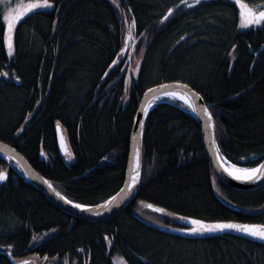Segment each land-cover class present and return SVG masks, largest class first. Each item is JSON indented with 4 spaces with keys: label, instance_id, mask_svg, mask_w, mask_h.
I'll return each instance as SVG.
<instances>
[{
    "label": "trees",
    "instance_id": "obj_1",
    "mask_svg": "<svg viewBox=\"0 0 264 264\" xmlns=\"http://www.w3.org/2000/svg\"><path fill=\"white\" fill-rule=\"evenodd\" d=\"M241 3L264 6V0H53L18 21L11 56L0 5V140L69 200L95 205L123 184L143 93L184 81L209 107L225 161L255 167L264 157V22L240 28ZM215 180L196 118L180 101L160 102L145 122L140 186L120 213L98 221L70 216L11 170L0 186V248L53 264H113L115 253L128 264H264V243L246 233L172 231L185 225L183 217L264 221V213L222 205ZM216 184L232 204L264 207V184L253 190ZM0 264L11 263L0 254Z\"/></svg>",
    "mask_w": 264,
    "mask_h": 264
},
{
    "label": "water",
    "instance_id": "obj_2",
    "mask_svg": "<svg viewBox=\"0 0 264 264\" xmlns=\"http://www.w3.org/2000/svg\"><path fill=\"white\" fill-rule=\"evenodd\" d=\"M176 82L177 81H168V82L159 83L157 85L148 88L143 93L133 120V126L131 130L129 149H128L126 172H125V178L123 184L121 188L114 195L107 198L106 200L95 205H88L90 207L83 209L77 207L79 203H75L73 201L72 203H69L68 201L71 200H69L68 198L67 200H65L64 199L65 196L55 187L52 181L47 177H45L44 175H42L39 171H37L31 165V163L26 159V157L15 146L2 140H0V159L7 164V168L3 169V171L7 172V177L4 180H0V186L6 183V181L9 178L10 171L12 170L21 179L29 182L35 188L40 190L43 193V195L47 198V200L50 201L54 206L66 212L70 216L81 218L84 220H89V221H98L114 216L120 213L125 208L128 200L136 193V191L140 186V181L142 176V166H143L144 129H145L146 118L149 112L155 107L157 103L172 102L173 100L180 101L185 106H187L188 111L198 121L201 129V136L206 151V155L214 171L215 178L217 179L218 182L242 190H253L262 186L264 184V176L260 177V179L253 178L249 180H241L233 176L230 172L226 170L223 163V160L225 159L221 156L217 145L215 126H213V122H214L213 115L210 121L206 117V114L203 113L202 111L203 107L207 106L202 95L190 84L184 81H179V83ZM172 91H177V92L189 91L192 102L196 106L195 110L191 105L183 102L179 98H176L174 96L171 97L167 95H162V93H167ZM145 108H147V111H145ZM207 108L210 111L208 106ZM141 121L143 122L142 131L140 129V123H139ZM61 136H63L64 138L63 147L61 146L60 143ZM56 138H57V146L60 154L61 155L66 154L68 151L67 142L64 133L62 131V128L60 126L59 128H57L56 126ZM137 149H139V154H140V169H139L140 178L135 185H133L132 187H128V182H130V177L132 176L133 172L136 170L135 157H136ZM262 162H264V157L259 164H261ZM49 181H51V186H49L48 183ZM217 181L215 180V182H213V191L215 193L216 198L222 205H224L230 210L248 216H255L264 213V207L258 210H248L240 206H237L235 204H232L226 199H224L217 190V184H216ZM122 189L123 191H121ZM57 193H60L61 195H57ZM113 197H115V201L110 199ZM105 201H108V204H105ZM241 224H246V223H241ZM219 231H232L241 234L246 233L241 230L233 229V228H226ZM36 245H38V243ZM33 247L34 246H31L30 249H32ZM0 254L6 256V258L11 264H21V262H23V264H38L36 256L34 255L17 259L15 258L12 251L3 248H0Z\"/></svg>",
    "mask_w": 264,
    "mask_h": 264
},
{
    "label": "snow or ice",
    "instance_id": "obj_3",
    "mask_svg": "<svg viewBox=\"0 0 264 264\" xmlns=\"http://www.w3.org/2000/svg\"><path fill=\"white\" fill-rule=\"evenodd\" d=\"M199 0H193V3H198ZM239 2V0H237ZM53 6V0H35V2L28 3V4H16L14 8H9L4 14H3V20L7 22V31L3 36V42L6 44L7 47V53L9 56L13 53V29L15 26V23L20 20L21 17L25 15V13H30L33 10H39L40 7H52ZM173 11L172 8L168 9V12L171 13ZM240 17H241V24H260L262 21H264V6L261 7L260 10H256L253 7H249L243 3L240 4ZM166 17H162V19H165ZM121 52L124 51L123 48L120 50ZM116 61H113V64H115ZM6 75V74H5ZM19 79V77H17ZM176 83H179L177 81ZM151 91V90H149ZM194 91V90H192ZM162 95H168V96H179L181 99L188 102L189 105L193 107L195 110V104H193L191 95L189 91L185 92H167L162 93ZM145 111H147V108H145ZM203 113L206 114V117L211 121L212 113L208 110L207 106H204L202 109ZM140 123V129L143 130V122ZM214 126V122H213ZM57 128H59V123H57ZM61 146H64V138L61 136L60 138ZM218 151V149H217ZM135 164H136V170L133 172L132 176L130 177V182H128V187H132L135 185L139 178H140V154L139 149L136 151V157H135ZM228 171L233 175L236 176L238 179L241 180H249V179H260V177L264 176V162L261 164H257L255 167L252 168H239L237 165L233 164L230 168H228ZM7 177V172L0 170V180H4ZM49 186H51V181L48 182ZM123 191V189L121 190ZM57 195H61L60 193H57ZM119 195V194H118ZM65 200H67V197H64ZM113 201H115V197L110 198ZM69 203H72V201H68ZM105 204H108V201H105ZM151 206V205H150ZM79 208H88L90 206L85 204H79L77 205ZM159 211H164V209H158ZM184 219H188L192 221L193 227L182 229L183 231L187 232H205V231H217V230H223L226 228H233L238 229L243 232L249 233L253 236H256L260 239H264V224H241V223H235L232 221H215V222H206L201 219H195L193 217H183ZM23 264V262H21Z\"/></svg>",
    "mask_w": 264,
    "mask_h": 264
},
{
    "label": "rangeland",
    "instance_id": "obj_4",
    "mask_svg": "<svg viewBox=\"0 0 264 264\" xmlns=\"http://www.w3.org/2000/svg\"><path fill=\"white\" fill-rule=\"evenodd\" d=\"M32 2H35V0H0V5H1L2 9H3V14H4L9 8H14V6L16 4H25L26 5V4L32 3ZM243 4H245V3H243ZM245 5H247L249 7H253L256 10H260L261 9V7L255 8L254 5H248V4H245ZM28 14L29 13H25V15L23 17H21L20 19L24 18ZM18 21L15 23V26H14V29H13V34H14V31H15V28L17 26ZM263 22L264 21H262L261 23H263ZM4 23H5V33H6V31H7V22L4 21ZM260 24H255V23H253V24H241V17L239 18V27L242 28V29L243 28H246V27H249V26H252V25H260ZM13 53H14V50H13ZM136 63H137V57L136 56H133L132 57V66H133V68L136 67ZM67 160L68 161H71L72 160V155H67ZM223 162L226 165H231L229 162H227L225 160H223ZM243 168H246V167H243ZM216 181H217V179H216ZM195 219H197V218H195ZM183 222H184L185 225L179 226V227H176V228H173L172 231L174 233L182 234V235H187V236H207V235H212V234L217 233V231H205V232H187V231H183L182 229L193 227V224H192V221L191 220H188V219H184L183 218ZM249 224H264V221L252 222V223H249ZM48 235L49 234H47L46 237ZM248 236L251 239L255 240V241H260V242H263L264 243V239H260V238H258L256 236H253V235L249 234V233H248ZM36 259L38 261V264H53V261H54L53 258L50 259L49 257H39V256H36ZM111 260H112L113 264H128L126 262V260L120 254H117V253H115V254L112 255Z\"/></svg>",
    "mask_w": 264,
    "mask_h": 264
},
{
    "label": "bare ground",
    "instance_id": "obj_5",
    "mask_svg": "<svg viewBox=\"0 0 264 264\" xmlns=\"http://www.w3.org/2000/svg\"><path fill=\"white\" fill-rule=\"evenodd\" d=\"M168 96V95H167ZM172 97V96H171ZM176 98H179L180 100H182L183 102H185V103H188L187 101H185V100H183V99H181L179 96H175ZM224 163V162H223ZM233 164H231V165H226L225 163H224V166H225V168H226V170L228 171V168H230L231 166H232ZM239 167V166H238ZM239 168H241V167H239ZM229 172V171H228ZM236 177V176H235Z\"/></svg>",
    "mask_w": 264,
    "mask_h": 264
}]
</instances>
